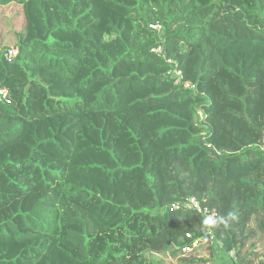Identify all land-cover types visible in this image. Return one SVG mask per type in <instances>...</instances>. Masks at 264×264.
I'll list each match as a JSON object with an SVG mask.
<instances>
[{
    "label": "trees",
    "instance_id": "1",
    "mask_svg": "<svg viewBox=\"0 0 264 264\" xmlns=\"http://www.w3.org/2000/svg\"><path fill=\"white\" fill-rule=\"evenodd\" d=\"M11 4L0 264H264V0Z\"/></svg>",
    "mask_w": 264,
    "mask_h": 264
},
{
    "label": "rangeland",
    "instance_id": "2",
    "mask_svg": "<svg viewBox=\"0 0 264 264\" xmlns=\"http://www.w3.org/2000/svg\"><path fill=\"white\" fill-rule=\"evenodd\" d=\"M25 17L23 13V9L15 4H11L9 6H0V32L2 34V38L4 41V46L7 49H15L17 45V41L19 36L24 34L25 32ZM202 113V112H201ZM250 227H255V224L252 223ZM264 240V239H263ZM213 251L217 258V261L222 264H230V260L225 254L226 252L223 250L222 245L215 240V243L212 244ZM264 247V243L262 245ZM196 251L193 252L192 249L189 248L187 251L190 258L196 259H208L209 257V246L205 245L204 247H198ZM264 254L261 252V255ZM170 258V257H169ZM165 259V264H177L172 259Z\"/></svg>",
    "mask_w": 264,
    "mask_h": 264
},
{
    "label": "built area",
    "instance_id": "3",
    "mask_svg": "<svg viewBox=\"0 0 264 264\" xmlns=\"http://www.w3.org/2000/svg\"><path fill=\"white\" fill-rule=\"evenodd\" d=\"M153 28L161 31V26H155ZM155 52L158 55H162L163 54V50L161 48L157 49ZM14 56H15V51L13 49H10L9 51H7V56L6 57H7V61L9 63L12 62ZM171 75L174 78H178L179 77L178 78L179 79L178 82L181 81V73L180 72L176 71V72H174ZM0 100L9 102L8 92H7V90L3 89L1 86H0ZM172 208L173 209L190 208V209H194L196 212L201 214L204 219L206 217H209V216H211L213 218H216V212L214 210L212 211L209 208L202 206V204L199 201H197L195 198H192V199H190V200H188L186 202L177 203V204L173 205ZM211 227L212 226H209L208 229L211 230ZM211 240H212V244L215 243V238L214 237H212ZM188 250H189L188 248L185 249L186 252ZM228 255H229V258L232 261L231 264H239L238 261H237V257H236L235 252H229Z\"/></svg>",
    "mask_w": 264,
    "mask_h": 264
},
{
    "label": "clouds",
    "instance_id": "4",
    "mask_svg": "<svg viewBox=\"0 0 264 264\" xmlns=\"http://www.w3.org/2000/svg\"><path fill=\"white\" fill-rule=\"evenodd\" d=\"M232 214H230V216H231ZM227 223H228V221L227 220H225L224 218H220L219 220H217V219H215V218H213V217H211V216H209V217H206L205 219H204V221H203V224H204V226L207 228V227H209V226H215V225H217V224H224L225 226H227Z\"/></svg>",
    "mask_w": 264,
    "mask_h": 264
}]
</instances>
